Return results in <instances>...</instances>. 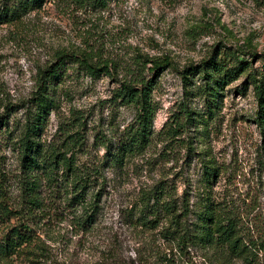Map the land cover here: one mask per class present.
Here are the masks:
<instances>
[{"label":"rangeland","instance_id":"obj_1","mask_svg":"<svg viewBox=\"0 0 264 264\" xmlns=\"http://www.w3.org/2000/svg\"><path fill=\"white\" fill-rule=\"evenodd\" d=\"M62 51L92 52L98 61L121 67L138 56L169 58L175 68L161 75L153 93L157 111L150 145L123 167H106L91 190V203L101 193L97 223L81 231L80 212H67L80 210L46 195L43 211L59 213L39 224L34 242L7 264H207L200 249L184 256L166 242L168 219L157 229L137 222L144 211H163L156 198L188 194L199 211L211 195L230 211H255L264 228V128L256 125L259 108L251 86V79L264 78V0H70L0 23V116L5 105L31 97L39 71ZM222 56V66L232 67L237 58L252 66L223 86L209 64ZM117 87L69 65L54 93L57 108L47 119L45 145L80 118L75 125L83 123L82 130L72 132L82 138L76 164L100 168L134 118L111 103ZM170 128L174 132L168 134ZM0 169L10 179L20 173L18 153L9 145L0 152ZM206 172L217 175L211 184ZM18 190L14 184L13 202ZM5 227L0 224V232Z\"/></svg>","mask_w":264,"mask_h":264},{"label":"trees","instance_id":"obj_2","mask_svg":"<svg viewBox=\"0 0 264 264\" xmlns=\"http://www.w3.org/2000/svg\"><path fill=\"white\" fill-rule=\"evenodd\" d=\"M68 1L2 0L0 23L19 21L47 3ZM94 2L103 4V0ZM222 58L224 61L223 56L212 58L209 64L210 70L221 77L223 86L239 80L252 66V63L237 58L232 67H225L219 63ZM69 65L76 66L92 79L105 76L112 80L118 87L111 103L134 114L117 145L108 149L109 159L100 168L93 164H76V147L82 138L80 132H72L82 130L83 123L75 125L80 118L73 120L71 128L66 125L65 129H59V134L48 145L43 142L47 119L57 108L55 90ZM172 68L175 66L169 58L138 56L132 65L121 67L112 61H98L92 52L62 51L55 55L49 66L39 71L36 90L29 99L15 106L11 103L4 106L5 113L0 116V152L9 145L18 153L20 173L10 179L0 169V224L6 226L0 232V264H7V258L34 242L39 224L57 216L58 211H43L46 195L63 199L70 209L80 210L67 212H80L76 218L77 227L83 232L90 231L100 215L98 203L101 196L98 193L92 197L93 202H89L91 190L102 180L106 167H123L125 161L150 145L157 111L153 93L161 75ZM207 77L214 78L206 73ZM210 86L209 82L205 94ZM251 86L259 108L256 125L263 129L264 78L251 79ZM18 114L19 118L12 119ZM173 132L170 128L168 134ZM206 175L207 184L217 178L209 172ZM14 184L20 195L13 202L10 193ZM189 196L185 194L180 200L168 197L169 201L156 198L163 211H144L137 222L144 228L157 229L161 220L168 219L169 227L163 236L166 242L184 256L192 249H200L207 264H263L264 228L255 211H250L252 215L249 211H230L226 204L215 203L211 195L201 201L199 211H194Z\"/></svg>","mask_w":264,"mask_h":264}]
</instances>
